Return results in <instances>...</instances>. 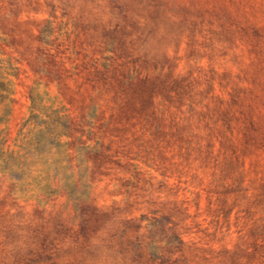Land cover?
<instances>
[{
	"label": "rangeland",
	"instance_id": "374dc122",
	"mask_svg": "<svg viewBox=\"0 0 264 264\" xmlns=\"http://www.w3.org/2000/svg\"><path fill=\"white\" fill-rule=\"evenodd\" d=\"M39 1L0 0V264H264V0H55L28 63Z\"/></svg>",
	"mask_w": 264,
	"mask_h": 264
},
{
	"label": "trees",
	"instance_id": "16d2710c",
	"mask_svg": "<svg viewBox=\"0 0 264 264\" xmlns=\"http://www.w3.org/2000/svg\"><path fill=\"white\" fill-rule=\"evenodd\" d=\"M39 2H42L40 4H45L47 6L45 9H43V11H45L48 16L36 19L27 15L24 19H22V23L25 26L26 32H23L21 35L16 34V36L12 37L14 43L18 47L20 57L27 60L28 63L34 62L43 56L51 57V55H53L47 45H49L51 42V33L54 30L53 27L55 23L52 17L54 13H52L50 9L51 7H57V4L55 0H43ZM32 11L39 12L40 9L37 5H35V7L32 8ZM30 12L31 11H28V13ZM18 40L20 43H18ZM52 62L54 61L52 60ZM86 64L87 63H83L82 61L79 62L74 68L82 70L83 67L85 68ZM68 69H70V67ZM52 71L54 78L59 80L61 75H59L56 70Z\"/></svg>",
	"mask_w": 264,
	"mask_h": 264
}]
</instances>
